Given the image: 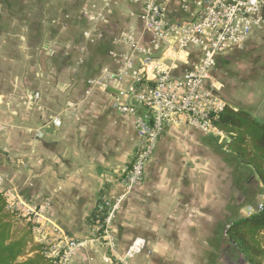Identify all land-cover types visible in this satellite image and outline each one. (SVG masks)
Returning a JSON list of instances; mask_svg holds the SVG:
<instances>
[{"label": "crops", "instance_id": "crops-1", "mask_svg": "<svg viewBox=\"0 0 264 264\" xmlns=\"http://www.w3.org/2000/svg\"><path fill=\"white\" fill-rule=\"evenodd\" d=\"M87 4L0 0V190L10 202L48 205L52 223L82 244L68 264H117L96 240L95 226L103 200L113 202L124 192L122 177L145 109L121 95L130 77L105 93L86 92L92 80L119 74L126 48L113 39L142 25L128 14L139 8L126 0L88 40ZM216 61L207 86L226 105L264 123V30ZM117 98L136 106L137 114L118 113ZM230 141L187 125L165 127L144 182L110 227L119 255L141 238L146 250L133 264H248L227 228L263 203L264 186L230 151Z\"/></svg>", "mask_w": 264, "mask_h": 264}, {"label": "built area", "instance_id": "built-area-1", "mask_svg": "<svg viewBox=\"0 0 264 264\" xmlns=\"http://www.w3.org/2000/svg\"><path fill=\"white\" fill-rule=\"evenodd\" d=\"M125 1L88 0V4L82 7V15L90 24L83 33L84 37L92 40L97 28L108 23ZM129 2L139 8L138 12L128 14L141 23L142 30L127 29L113 39L114 44L126 48L120 60L119 74H103L90 82L86 92L87 96L97 91L105 93L113 82L130 77L133 82L121 95L135 98L145 109L137 119L136 151L122 177L124 192L113 202L103 200L101 220L95 226L96 240L117 264H133L132 260L146 250V241L139 238L124 255H119L110 227L133 190L144 182L146 168L165 127L169 124L187 125L205 134L225 138L227 135L217 129L214 119L226 104L207 84L213 78L218 56L242 50L255 30H264V0ZM198 51L201 53L199 60L192 59ZM181 69V75L176 76L175 72ZM113 105L124 116L138 112L136 106L124 103L120 98ZM3 179L0 170V184ZM47 207L32 208L18 200L9 201L10 210L22 217L28 216L34 222V241L45 245L50 256H61V263L68 264L74 250L82 244L69 239L52 223L47 217ZM262 209L260 204L256 210L250 208L249 212L253 214ZM59 241L63 243L62 248L55 246Z\"/></svg>", "mask_w": 264, "mask_h": 264}, {"label": "trees", "instance_id": "trees-1", "mask_svg": "<svg viewBox=\"0 0 264 264\" xmlns=\"http://www.w3.org/2000/svg\"><path fill=\"white\" fill-rule=\"evenodd\" d=\"M214 125L230 137V151L254 169L264 186V123L226 105ZM262 205V210L234 221L227 229L229 241L248 264H264V200ZM33 227L30 217L9 209V198L0 190V264H62L61 256H50L45 245L34 241Z\"/></svg>", "mask_w": 264, "mask_h": 264}, {"label": "rangeland", "instance_id": "rangeland-1", "mask_svg": "<svg viewBox=\"0 0 264 264\" xmlns=\"http://www.w3.org/2000/svg\"><path fill=\"white\" fill-rule=\"evenodd\" d=\"M22 224H23V223H22ZM22 224H20V225L18 224L16 227L22 226Z\"/></svg>", "mask_w": 264, "mask_h": 264}]
</instances>
